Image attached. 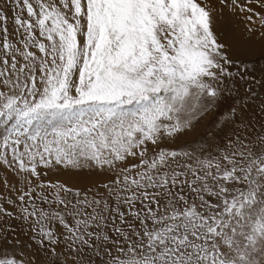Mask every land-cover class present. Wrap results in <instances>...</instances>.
Here are the masks:
<instances>
[{
    "label": "rangeland",
    "instance_id": "1",
    "mask_svg": "<svg viewBox=\"0 0 264 264\" xmlns=\"http://www.w3.org/2000/svg\"><path fill=\"white\" fill-rule=\"evenodd\" d=\"M262 40L264 0H0V264H264Z\"/></svg>",
    "mask_w": 264,
    "mask_h": 264
},
{
    "label": "bare ground",
    "instance_id": "2",
    "mask_svg": "<svg viewBox=\"0 0 264 264\" xmlns=\"http://www.w3.org/2000/svg\"><path fill=\"white\" fill-rule=\"evenodd\" d=\"M144 2V1H143ZM147 2V1H146ZM216 2V1H215ZM255 2V1H254ZM260 2H261V0H260ZM145 3V2H144ZM144 3H143V5H144ZM147 4V3H146ZM228 4V3H227ZM141 7V6H140ZM148 7V6H147ZM221 7V6H220ZM142 8V7H141ZM222 9V8H221ZM220 9V10H221ZM152 11V10H151ZM223 11V10H222ZM263 11V10H262ZM226 13H227V11H226ZM231 14L232 15H234L233 13H231L230 12V16L228 17V19H227V21L226 22H223V23H221L220 25H218V30L220 31H222L225 27H227V29L229 28V26H230V24H231V21H232V19H233V16H231ZM220 15V14H219ZM212 16H214V15H212ZM215 17V16H214ZM226 17V16H225ZM221 18H222V16H221ZM222 20V19H221ZM217 23V22H216ZM215 24V23H214ZM230 29V28H229ZM242 30V29H241ZM226 31V30H225ZM248 31V30H247ZM224 32V31H223ZM259 34V33H258ZM245 36H246V33H245V31H238L237 33H233V32H230V33H228V37H227V42L231 45V46H233L234 45V43H236V41H239V42H241V43H243V42H245V40H243L244 38H245ZM144 40V39H143ZM263 41V40H262ZM264 42V41H263ZM262 42V43H263ZM247 43V42H246ZM257 44V43H256ZM237 50V49H236ZM247 50V49H246ZM245 50V51H246ZM256 51V50H255ZM234 53H235V51H234ZM185 54V53H184ZM183 57H185V56H183ZM182 59V58H181ZM196 60V59H195ZM58 73V72H57ZM194 96V95H193ZM217 148H216V145H215V150H216ZM264 185V184H263ZM259 198L262 200H264V187H262L261 186V190L259 191ZM246 219H250V218H248V217H244V218H242V222L244 221V220H246ZM226 233L227 234H229V235H231L232 237H233V232L231 231V229L229 228L227 231H226Z\"/></svg>",
    "mask_w": 264,
    "mask_h": 264
}]
</instances>
